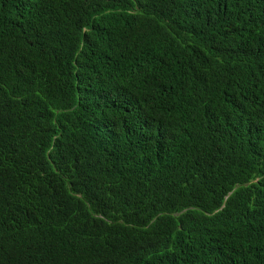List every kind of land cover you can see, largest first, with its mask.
<instances>
[{"label": "trees", "instance_id": "16d2710c", "mask_svg": "<svg viewBox=\"0 0 264 264\" xmlns=\"http://www.w3.org/2000/svg\"><path fill=\"white\" fill-rule=\"evenodd\" d=\"M0 264H264V0H0Z\"/></svg>", "mask_w": 264, "mask_h": 264}]
</instances>
